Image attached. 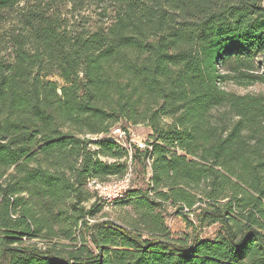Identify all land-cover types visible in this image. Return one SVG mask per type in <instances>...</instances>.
Segmentation results:
<instances>
[{
    "label": "trees",
    "instance_id": "obj_1",
    "mask_svg": "<svg viewBox=\"0 0 264 264\" xmlns=\"http://www.w3.org/2000/svg\"><path fill=\"white\" fill-rule=\"evenodd\" d=\"M84 1L0 0V264H264V0ZM130 170L143 234L86 209Z\"/></svg>",
    "mask_w": 264,
    "mask_h": 264
},
{
    "label": "rangeland",
    "instance_id": "obj_2",
    "mask_svg": "<svg viewBox=\"0 0 264 264\" xmlns=\"http://www.w3.org/2000/svg\"><path fill=\"white\" fill-rule=\"evenodd\" d=\"M72 6L73 5L69 6V9L72 8V13L67 16V19L69 20L73 18L74 22L79 23L88 21L87 23H90V25L92 26H94L96 23H99L100 20H103L104 22H106L107 20L106 18H104L105 16H102L100 14H103L105 12L104 10H108V4H99L96 6L94 5L93 0H85L84 2H82V4L76 3L75 10H73ZM54 80L60 81L58 78ZM225 88L227 91L239 95L264 94V85L261 84H256L249 87H241L239 85L231 83L227 84ZM129 129V134L131 136L130 141L132 143L140 142L145 145V142L149 140L150 129L146 128L145 126H132L129 127ZM112 181H115V179H112ZM140 182L142 181H134L131 189L137 186ZM94 202H96L98 205H103V210L97 214L96 221L103 222L105 220H110L114 221L118 225H122L123 227L129 230L136 228L142 234L143 232H145V229L143 225L139 222L138 215L136 214L135 209L131 204L122 203L121 201L108 203L100 200V197L97 196L86 204V209L89 210L93 206ZM160 213L162 217L165 218V226L167 227L168 232H170L172 239L179 240V238H185L187 235L193 236L195 234L194 230L189 227V224L186 219L181 215L178 216L175 208L167 206L161 212L159 210H156L155 214L159 215ZM191 219H193V217ZM90 221L91 224L95 222V220ZM216 229L217 226H211L209 228L204 229L202 237L214 238L216 234Z\"/></svg>",
    "mask_w": 264,
    "mask_h": 264
},
{
    "label": "built area",
    "instance_id": "obj_3",
    "mask_svg": "<svg viewBox=\"0 0 264 264\" xmlns=\"http://www.w3.org/2000/svg\"><path fill=\"white\" fill-rule=\"evenodd\" d=\"M112 135L118 138L119 143H124L127 138V133L119 128L115 129ZM134 144H137L141 149L145 148L143 143L135 142ZM132 179L133 174L130 170L126 177L118 181L101 183L98 180L92 179L89 181L88 188L96 192L100 198L106 199L109 202L119 201V199L124 198L126 192L130 189Z\"/></svg>",
    "mask_w": 264,
    "mask_h": 264
}]
</instances>
